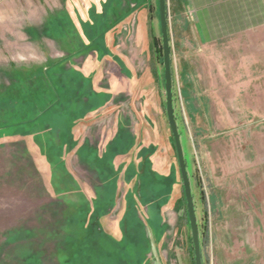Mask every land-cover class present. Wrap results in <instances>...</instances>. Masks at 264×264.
Segmentation results:
<instances>
[{"label": "rangeland", "instance_id": "obj_1", "mask_svg": "<svg viewBox=\"0 0 264 264\" xmlns=\"http://www.w3.org/2000/svg\"><path fill=\"white\" fill-rule=\"evenodd\" d=\"M186 4L165 6L204 264H264V52L201 46ZM157 5L0 0V136L34 135L53 176L93 191L63 211L81 231L54 211L20 245L0 236V264H194Z\"/></svg>", "mask_w": 264, "mask_h": 264}, {"label": "crops", "instance_id": "obj_2", "mask_svg": "<svg viewBox=\"0 0 264 264\" xmlns=\"http://www.w3.org/2000/svg\"><path fill=\"white\" fill-rule=\"evenodd\" d=\"M178 1L195 11L194 25L201 46L221 44L229 56L239 51L264 52V0ZM38 145L36 137L28 133L0 136V236L7 233L4 241L12 244L20 245L22 233L35 232H22V228L57 226L47 218H53L54 211L59 212L61 226H75L81 231L87 223L86 219L79 224L76 218H65L69 214L63 215V211L75 212L79 205H85L83 195L93 191L81 187L68 170L53 176V165ZM57 178L68 180L66 191L56 184ZM70 195L76 198L68 200ZM64 196L66 201L61 199ZM62 255V250H55L56 259Z\"/></svg>", "mask_w": 264, "mask_h": 264}, {"label": "water", "instance_id": "obj_3", "mask_svg": "<svg viewBox=\"0 0 264 264\" xmlns=\"http://www.w3.org/2000/svg\"><path fill=\"white\" fill-rule=\"evenodd\" d=\"M159 26H160V41L162 50L163 78H164V97H165V114L171 135L173 137L176 157L178 161L185 205L187 211L190 236L193 248L194 264H204L202 244L200 241L199 228L196 216L195 202L188 174L186 161L183 154L178 127L176 126L174 95H173V74L172 72V50L171 40L168 27V16L166 0H157Z\"/></svg>", "mask_w": 264, "mask_h": 264}, {"label": "trees", "instance_id": "obj_4", "mask_svg": "<svg viewBox=\"0 0 264 264\" xmlns=\"http://www.w3.org/2000/svg\"><path fill=\"white\" fill-rule=\"evenodd\" d=\"M161 52H162V50H161ZM173 74V73H172ZM49 107H51V106H49ZM48 108V107H47ZM43 109L42 111H40L39 112V115H37L34 119H32V121L34 122V120L37 118V117H40V115L41 114H45L46 113V111L48 110V109ZM173 138V137H172ZM173 143H174V141H173ZM174 148H175V145H174ZM184 200H185V198H184ZM186 206V205H185ZM191 244H192V242H191ZM192 251H193V248H192ZM193 262H194V257H193Z\"/></svg>", "mask_w": 264, "mask_h": 264}]
</instances>
